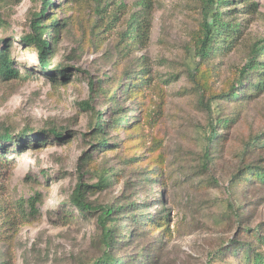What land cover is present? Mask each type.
Wrapping results in <instances>:
<instances>
[{"label":"rangeland","instance_id":"rangeland-1","mask_svg":"<svg viewBox=\"0 0 264 264\" xmlns=\"http://www.w3.org/2000/svg\"><path fill=\"white\" fill-rule=\"evenodd\" d=\"M150 1V39L141 45L128 32L140 0H54L49 17L57 12L60 31L43 69L22 41L41 0H0V48L9 44L19 71L0 76V135L13 137L0 138L8 160L0 165V264L94 263L103 253L99 213L79 211L71 197L105 168L111 184L89 188L88 201L137 202L145 221L120 218L126 237L113 255L126 264H248L231 249L253 242L246 235L255 230L264 237V184L234 180L243 167L264 166V90L249 82L258 73L238 99L228 95L244 65L264 62V0L224 7L225 20L241 24V39L196 72L202 2ZM57 68L67 74L55 79ZM121 110L124 125L109 128L110 146L99 150L98 112L110 120ZM220 116L229 123L214 125ZM160 213L168 215L163 224L147 220Z\"/></svg>","mask_w":264,"mask_h":264},{"label":"trees","instance_id":"trees-1","mask_svg":"<svg viewBox=\"0 0 264 264\" xmlns=\"http://www.w3.org/2000/svg\"><path fill=\"white\" fill-rule=\"evenodd\" d=\"M202 2V21L200 23V29L193 37V49L194 56L197 60L195 72L198 66L202 62L206 61L211 57L217 50H232L239 43L241 39V24L238 21H227L225 20V14L229 13V9H224L225 6L230 4L234 5L235 0H200ZM41 8L38 12H35L31 19V29L32 32L26 34L22 41L28 47L36 48L39 61L43 69L49 67L50 58L54 55L53 41L58 38V33L60 31V22L58 20L57 12L54 16L49 17L55 9L56 5L54 0H41ZM141 9L136 11L129 22L128 32L130 36L138 44L145 45L150 39V32L152 26V5L150 0H140ZM49 36V37H48ZM7 43V40H5ZM9 44L6 48H0V76L3 79L13 78L19 76V71L14 68V61L11 59L9 51ZM261 46H255L254 51L257 53ZM264 72V62L257 61L252 58L249 63L244 65V67L239 72V79L237 83L232 84L231 91L228 95L234 99H238L241 96L240 89L246 88L249 82L252 84V88L256 91L261 92L264 90V74L263 77H259L261 72ZM194 72L192 77L195 78L196 73ZM258 73L257 78L246 83L249 74ZM66 75L65 69L57 68L54 74L56 75ZM141 79V78H139ZM249 87V86H248ZM123 92L126 86L121 87ZM113 101H116V95H110ZM118 100V99H117ZM116 104H119L116 102ZM84 105L89 106L90 102H84ZM117 115L112 117L110 120L105 119L104 112H98L96 116V121L92 126V136L94 137V146H97L99 150L109 147L110 141L106 136L109 128L114 127L119 130L124 125V111H117ZM229 119H224L223 117H218L214 121V125L221 124L223 126L229 123ZM212 125V130L210 133V138L212 142L219 138L218 129L216 126ZM58 137H61L59 135ZM2 141H12L13 137L10 133H4L0 135ZM217 143H214V145ZM8 160L5 159L4 155L0 154V165L7 163ZM108 176H114V172L109 169H102L101 176L98 181L93 185H88L83 182H79L75 187L71 203L81 212L84 213H96L98 212V223L101 229L100 243L103 246V253L101 256L96 258L95 262L92 264H126L122 262L121 259L114 257L113 250L117 247L119 242H125V235L122 234L123 223L121 221V216L130 219L131 222L139 225H143L141 215L137 214L139 209L135 208L137 202L127 203L126 205H107V204H95L87 199L88 189H102L109 184H111V179ZM250 176V177H249ZM238 179L240 183L245 184L246 182L255 183L261 182L264 184V166L259 165H249L238 170L235 175L234 180ZM34 204V198L30 199ZM168 217L160 213L157 216L149 217L152 223L158 225L163 224V219ZM152 219V220H151ZM247 238L254 240L253 242H244L239 244L236 248L231 251L233 255H236L239 250H242L244 256H246L248 264H264V251L262 249L257 250L255 246L256 242L264 244V237L260 235L258 230H255L250 235H246ZM262 250V251H261ZM221 253V252H217Z\"/></svg>","mask_w":264,"mask_h":264}]
</instances>
